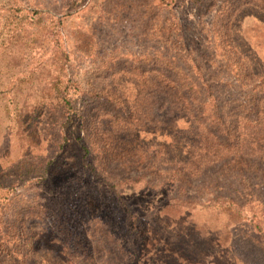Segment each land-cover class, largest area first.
<instances>
[{
	"label": "rangeland",
	"instance_id": "obj_1",
	"mask_svg": "<svg viewBox=\"0 0 264 264\" xmlns=\"http://www.w3.org/2000/svg\"><path fill=\"white\" fill-rule=\"evenodd\" d=\"M248 65L259 84L264 0H0V264H264L207 177L170 174L199 133L162 91L232 108Z\"/></svg>",
	"mask_w": 264,
	"mask_h": 264
},
{
	"label": "trees",
	"instance_id": "obj_2",
	"mask_svg": "<svg viewBox=\"0 0 264 264\" xmlns=\"http://www.w3.org/2000/svg\"><path fill=\"white\" fill-rule=\"evenodd\" d=\"M240 60L241 63L245 61L244 57ZM243 68L236 79L237 87L249 93L237 99L232 108L216 96L212 98L210 109L203 97L202 86L197 84L173 81L162 86L163 93L175 106L178 118L187 115L185 118L195 125L199 133V147L190 146L187 150L190 157L177 158L170 174L181 190H185L192 179L207 177L203 188H212L214 195L208 198L206 204L224 213L225 225L247 226L250 232L246 237L264 257V197L257 192L255 182L258 177L264 178V96L255 94L256 87L264 84V77L259 78V84H255L253 79L256 76L251 66ZM65 102L67 109L74 111L66 97ZM79 139L82 140V136ZM82 147L85 154L91 152L88 145L82 144ZM176 148L185 150L178 145ZM224 180H229L228 185L222 183ZM225 188L231 192H224ZM254 205L259 207V211L254 209ZM181 255L175 254L174 261L178 264L205 263L204 253L202 256L193 253ZM222 260L231 264L234 258L225 256ZM155 261L158 264L162 261L169 263L168 256L162 254Z\"/></svg>",
	"mask_w": 264,
	"mask_h": 264
}]
</instances>
